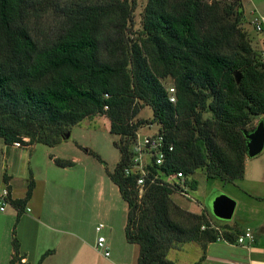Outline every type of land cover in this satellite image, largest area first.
Wrapping results in <instances>:
<instances>
[{
    "label": "trees",
    "instance_id": "1",
    "mask_svg": "<svg viewBox=\"0 0 264 264\" xmlns=\"http://www.w3.org/2000/svg\"><path fill=\"white\" fill-rule=\"evenodd\" d=\"M135 7L136 0H0V137L53 146L83 118H108L120 137L108 175L127 204L125 237L139 246L136 264H175L170 249L195 241L204 250L222 232L204 212L173 203L177 173L191 189L197 169L222 182L243 177V131L264 113V62L243 28L241 0H146L138 28ZM48 13L56 28L39 37ZM141 106L151 109L149 119L138 116ZM144 123L173 149L147 165L155 181L146 179L139 198L124 167ZM203 259L204 252L192 264Z\"/></svg>",
    "mask_w": 264,
    "mask_h": 264
},
{
    "label": "rangeland",
    "instance_id": "2",
    "mask_svg": "<svg viewBox=\"0 0 264 264\" xmlns=\"http://www.w3.org/2000/svg\"><path fill=\"white\" fill-rule=\"evenodd\" d=\"M241 1L245 17L243 28L248 33L247 37L251 45L259 51L261 48L257 41L259 36L248 22L250 21L251 12L264 16V0ZM145 2L146 0H136L133 17L134 28L140 27L141 12ZM55 19L57 17L53 13H48L39 18L37 24L39 37L50 36L56 28ZM166 83L171 82L168 79ZM151 114L152 111L149 107L141 106L138 116L149 119ZM257 118L263 120L264 123V116H257L250 123L247 130L257 124ZM156 130L157 126L155 124L148 125L144 123L138 133L144 136L152 134ZM68 133V137H61L53 146L42 143H32L25 146L23 142L19 147L6 144L7 147L9 146L10 151L13 147L10 159L25 163L26 171V166L29 164L36 170L39 162H47V167L55 175L56 183L51 184V188L57 187L59 189L58 196L63 197L64 202L69 201L74 205L80 230L73 236L72 249H61L55 257L58 262L62 261L64 264H136L139 246L127 241L125 237L127 204L121 197L118 187L108 175V172L114 170L120 158L119 150L115 145L120 137L109 131V120L105 116L85 117L73 125ZM1 139L0 137L1 143H4L5 141L2 139L3 142ZM28 140V137L22 138V141ZM16 152H19L21 157ZM263 153L264 150L255 157H260ZM54 158L71 160L73 165L57 166L54 163ZM193 178L196 179L197 183L195 189H187L189 197L178 191L171 196L173 203L187 211L191 209L197 211L198 205L202 204L211 213L212 196L218 189L223 188L222 191H224L230 183L226 184L216 178H207L200 169L194 172ZM45 187L43 181L37 184L35 191L38 192V197ZM212 216L218 221H227L218 219L213 214ZM99 223H103L104 227L100 233H96L95 226ZM98 235H103L106 238L110 251L109 257L103 258L93 249L92 246ZM62 236L66 238L69 234L64 233ZM185 247L184 251L170 249L167 258L172 261L177 258L176 264H184L192 260L197 252V246L185 242ZM71 258H73L72 262H69Z\"/></svg>",
    "mask_w": 264,
    "mask_h": 264
},
{
    "label": "crops",
    "instance_id": "3",
    "mask_svg": "<svg viewBox=\"0 0 264 264\" xmlns=\"http://www.w3.org/2000/svg\"><path fill=\"white\" fill-rule=\"evenodd\" d=\"M258 36V44L264 48V24L263 31ZM260 116L263 117L264 113ZM6 144L0 141V189L8 187L11 198L5 210L0 211V264H10L11 259H14L13 264H64L62 261L58 262L55 255L61 249H72L73 236L80 230L74 205L69 201L64 202V198L58 196L57 187L51 188V184L56 183L55 175L47 167V162H39L36 169H40L38 171L29 162L26 171L25 163L10 159L13 147L10 151ZM16 153L21 157L19 152ZM40 181L46 187L38 197L35 190ZM29 183L33 187L27 196ZM228 186L224 189L225 192L222 191L223 188L218 189L211 199L219 193L231 197L235 201L231 219H214L202 204L198 205L197 211L190 210L199 214L204 212L211 225L222 231L215 241L207 242L204 250L198 242H188L197 246L192 260L197 261L204 252V259L200 264H264V153L260 157L246 156L243 177ZM17 200L24 201L17 203ZM246 228L251 230L253 239H245L239 243L237 238ZM64 233L69 236L63 238ZM94 244L93 249L105 258L95 249ZM185 248L183 243L173 250L184 251ZM192 260L184 264H191ZM176 261L177 258L173 260L175 264Z\"/></svg>",
    "mask_w": 264,
    "mask_h": 264
},
{
    "label": "built area",
    "instance_id": "4",
    "mask_svg": "<svg viewBox=\"0 0 264 264\" xmlns=\"http://www.w3.org/2000/svg\"><path fill=\"white\" fill-rule=\"evenodd\" d=\"M263 22L264 17L251 12L250 24L255 33H261L263 31ZM259 57L262 62H264V48L259 50ZM170 92V101H175L174 97V88H169ZM13 145L16 147L21 146L19 142H13ZM164 147H167L168 151L172 150L173 147L169 144L164 136L162 135H152L146 134L141 136L138 131L135 133V137L130 145V153L128 155L127 164L124 167V174L126 176H131L134 180V187L137 192V196L140 198L145 190L146 179H149L151 182L155 181V177H148L149 170L147 165L151 161H155L156 164L161 163L164 159ZM179 177L178 182L180 186V192L186 197H189L187 192V185L185 183L184 176L181 173H177ZM10 190L8 187H3L0 189V211H4L6 206L10 202ZM29 210V209H27ZM104 224L99 223L95 226V232L100 233L103 229ZM203 229L204 226L202 225ZM245 239L252 240L253 234L249 228H246L244 232L238 236L237 241L242 243ZM95 248L104 256L109 257L110 251L106 241V238L103 235H98L95 241Z\"/></svg>",
    "mask_w": 264,
    "mask_h": 264
},
{
    "label": "water",
    "instance_id": "5",
    "mask_svg": "<svg viewBox=\"0 0 264 264\" xmlns=\"http://www.w3.org/2000/svg\"><path fill=\"white\" fill-rule=\"evenodd\" d=\"M240 74H236L239 81ZM245 137V151L248 158L258 155L264 147V123L259 120L257 124L248 130L243 131ZM66 137L69 133H66ZM235 201L226 194L215 195L211 202V213L218 219L229 220L232 217Z\"/></svg>",
    "mask_w": 264,
    "mask_h": 264
}]
</instances>
